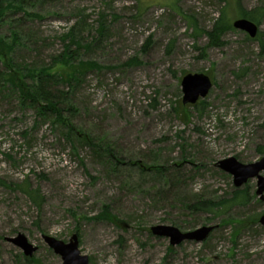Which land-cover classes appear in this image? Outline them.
Returning a JSON list of instances; mask_svg holds the SVG:
<instances>
[{
  "label": "rangeland",
  "instance_id": "rangeland-1",
  "mask_svg": "<svg viewBox=\"0 0 264 264\" xmlns=\"http://www.w3.org/2000/svg\"><path fill=\"white\" fill-rule=\"evenodd\" d=\"M22 5L0 26V36L16 29L20 37L12 65L50 64L74 28L72 37L83 40L80 58L102 70L87 73L74 91L64 89L76 110L64 115L90 143L67 137L68 131L49 122L34 127V112L0 86V264H62L42 237L68 243L73 235L89 264H264V201L255 195L257 180L236 189L232 177L215 166L230 157L242 164L264 157V19L258 40L233 29L211 45L201 33L222 14L232 27L242 11L264 9V0ZM101 24L105 31L99 35ZM7 65L1 60L0 71ZM49 71L70 75L62 64ZM187 74H205L212 83L196 109L182 104L180 82ZM100 140L121 165L102 161L107 155L95 147ZM136 160L178 169L181 190L189 196L224 202L241 190L247 202L222 207L218 217L186 212L157 177L128 166ZM25 178L39 191L40 208L23 193ZM104 209L112 219L96 220ZM157 225L181 232L216 229L201 243L170 247L169 239L151 234ZM18 234L37 248L29 262L6 240Z\"/></svg>",
  "mask_w": 264,
  "mask_h": 264
},
{
  "label": "trees",
  "instance_id": "trees-1",
  "mask_svg": "<svg viewBox=\"0 0 264 264\" xmlns=\"http://www.w3.org/2000/svg\"><path fill=\"white\" fill-rule=\"evenodd\" d=\"M23 2L24 0H0V26L8 12L12 10H23ZM23 13L29 17L33 16L32 14ZM242 15L243 19L251 21L259 27L262 19H264V9L257 7L249 11H242ZM194 21V18H190V25L195 29ZM227 30H233V27H231L224 18V14H222L220 18L214 22L210 31H202L201 33L206 35L211 45H216L219 44L220 36ZM73 31L74 28H72L66 36V41L68 42L63 44L62 52L58 56L52 57L50 59V64L46 65L27 64L24 61L20 63L15 62V65H12L14 64L12 54L16 46L19 45L20 37L16 29L11 32L9 37L0 36V61L3 60L5 64H8V69L0 71V86L2 88L5 87L4 89L9 91L12 96H16L21 106H26L34 112V127L40 122H49L52 126H62L65 131H68V134H66L67 137L71 138L72 134L79 135V137H77L78 139L90 143L87 136H84V134L77 130L75 131L70 123V119L66 118L64 115V113H68L73 116L76 113L72 105V96L70 92L65 93L64 89L68 88L74 91L75 85L81 82L87 73L98 72L102 70V67L94 60L83 61L80 58V51L82 50L81 41L83 40L74 39L72 37ZM104 31L105 28L103 24H101L98 34L101 35ZM259 35L260 34H257L252 40H258ZM247 39L251 40L249 37H247ZM73 46L74 48H72ZM59 64L69 69L70 75L51 74L49 70ZM197 104L193 105L192 108L196 109ZM178 109L183 113L184 119H189L188 108L181 106ZM24 135L26 137L28 133H24ZM104 144L105 143L100 140L95 146L100 151H104V154L107 155L105 158L106 162L104 160L102 161L114 167L121 165L122 160L119 158L117 159L112 149L110 147L105 148L106 146H104ZM262 153L264 154L263 149ZM128 166L136 167L141 174L157 177L163 188L169 192L167 193L168 196L174 201L178 199V203H181L183 209L189 213L213 214L218 217L222 207H231L235 204H241V202H247V194L241 192V190H235L232 198L224 202H215L196 195L189 196L184 194L181 190L184 184L183 176L179 173L178 169L172 168L173 172H170V168L155 164L146 165L142 160L129 162ZM21 184L23 193L31 202L40 208L41 196L39 191L31 188L28 183V178H25ZM95 219L111 220L112 218L107 213L106 209H104L102 214ZM25 259L29 262L28 258Z\"/></svg>",
  "mask_w": 264,
  "mask_h": 264
},
{
  "label": "water",
  "instance_id": "water-1",
  "mask_svg": "<svg viewBox=\"0 0 264 264\" xmlns=\"http://www.w3.org/2000/svg\"><path fill=\"white\" fill-rule=\"evenodd\" d=\"M232 27L233 29L246 33L251 39L257 35L258 27L246 19L234 21ZM180 86L182 104L184 106H193L207 97L212 88V83L205 74H187L182 78ZM215 166L223 173L232 177L233 186L236 189L241 188L249 180L256 179L255 195L261 201H264V176L261 175L264 172V157L251 164H242L235 158L230 157L218 161ZM259 224L264 227V216L260 217ZM214 229H216L215 226H205L193 231L181 232L174 226L157 225L151 227L150 232L153 236L169 239V246L175 247L186 241L201 243L207 239ZM42 238L53 253L61 258L62 264H89L88 257L82 255L79 250L77 235H73L68 243H63L48 236H43ZM6 240L13 244V246L19 248L27 258L31 257L37 250L36 247L28 243L26 237L22 234Z\"/></svg>",
  "mask_w": 264,
  "mask_h": 264
}]
</instances>
